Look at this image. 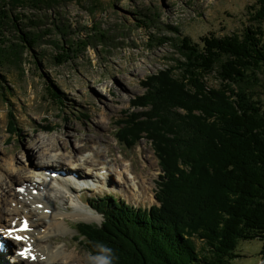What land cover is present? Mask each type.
<instances>
[{"label":"trees","instance_id":"16d2710c","mask_svg":"<svg viewBox=\"0 0 264 264\" xmlns=\"http://www.w3.org/2000/svg\"><path fill=\"white\" fill-rule=\"evenodd\" d=\"M63 1L73 2L0 0V71L53 34L62 51L54 58L58 65L87 49V41L69 39L72 26L59 13ZM77 1L101 8L98 0ZM249 9L254 24L242 35L205 37L203 45L180 39L175 65L133 104L147 111L145 120L118 123V143L153 141L162 170L157 204L134 208L113 195L104 205L91 204L102 224L77 226L90 254L108 246L115 264H234L241 257L239 244L255 240L264 253V105L250 86L264 67V0ZM53 12L51 28L27 31L46 27L45 16ZM143 17L142 28H149ZM12 32L18 43L8 38ZM211 76L215 87L208 86ZM4 82L0 73V90Z\"/></svg>","mask_w":264,"mask_h":264},{"label":"rangeland","instance_id":"374dc122","mask_svg":"<svg viewBox=\"0 0 264 264\" xmlns=\"http://www.w3.org/2000/svg\"><path fill=\"white\" fill-rule=\"evenodd\" d=\"M98 1L101 8L97 11L91 9L86 1L83 6L77 0L63 1L60 5L59 13L64 17V23L72 26L69 39L74 42L85 40L89 44L86 50L80 49L81 53L75 54L68 63H56L54 58L62 51L56 47L57 34H53L45 37L33 52L22 54L20 62L7 63L0 71L5 78L4 89L0 90V170L9 168L13 174L12 169L21 171L15 175L25 179V174L31 172L30 163L42 161L36 160L32 154H39L43 149L53 155H67L72 149L81 153L85 151V145H90L95 149L100 147L99 152L106 157L109 165L112 158L108 160L107 155L119 159V163L123 158L127 166L132 163V169L139 177H146L156 193L161 168L153 141L144 138L134 147H131L132 141L128 139L125 141L130 142L129 146L118 143L116 135H122L116 131L118 123L131 121L136 124L145 120L143 117L147 111L134 109L133 104L146 95L153 80L175 65L173 59L179 58L175 45L179 44L180 39L188 38L195 44L203 45L205 37L242 35L246 28L254 24L251 16L253 11L249 8L255 6L256 0ZM20 11L32 13L31 10ZM54 15L53 12L45 16L46 27L39 31H27L38 33L51 28L49 20ZM144 15L148 16L145 20L150 29L142 28ZM100 33L105 37L102 38ZM17 35L12 32L8 38L18 43ZM164 40L165 45L160 46V41ZM258 77L259 82L250 84L253 87L251 92L264 105V67ZM207 80L210 87L218 84L215 76ZM52 90L56 93L55 97ZM139 112L143 115H138ZM123 127L124 124L120 125V128ZM44 138L46 144L42 148L40 140ZM59 141L62 142L59 144ZM92 148L84 154H91ZM117 166L121 170V165ZM63 168L69 170L67 165ZM115 168L112 169L114 173ZM69 175L74 177L76 172ZM115 180L119 183L116 175L112 174L111 181ZM111 181L105 182L108 185L106 191L98 182L94 184H99V191L85 189L70 194L62 190L64 200L52 204L69 216L65 224L69 230L59 236V243L68 244L70 250L76 249L75 256L79 257V264H87L90 252L85 241L78 238V224L101 225L104 220L101 215V220L95 218L97 221L93 222L73 217L77 209H81L82 203L91 207L93 201L96 204L101 201L100 205H104V200L113 195L134 208L150 209L157 204L156 200L153 203L146 202V193L138 189L136 195L145 201L130 200L126 192L116 188V185L111 186ZM17 182L20 181L16 178L4 185L6 191L9 185L14 190ZM82 182L87 183L86 180ZM54 185L59 187L57 183ZM85 216L90 218L89 214ZM196 244L199 249L203 248L202 243ZM262 247L263 243L258 240L241 242L237 249L241 257L234 264H264ZM5 258L13 264L9 256Z\"/></svg>","mask_w":264,"mask_h":264},{"label":"bare ground","instance_id":"6f19581e","mask_svg":"<svg viewBox=\"0 0 264 264\" xmlns=\"http://www.w3.org/2000/svg\"><path fill=\"white\" fill-rule=\"evenodd\" d=\"M126 90L127 89L125 88V91ZM45 138L40 140L42 141V145L40 144L42 148L46 144ZM61 142L62 141H59V144ZM91 148L92 147L90 145L88 147L85 145L83 147V149H85L84 152L81 151V153H76V151L72 149L68 152L69 154L67 155L62 153L53 155L47 153V150L44 149L39 154L34 153V151V154H32L34 158H36V160L42 159V161H38V163H30L29 167L31 169V172L28 171L25 174V179L22 178L23 176L15 175L20 174L21 171L17 170L16 172V170L12 169L11 167L10 168L12 169V171H14V174L11 173V170L9 168L0 170V191L3 190V194H0V228L11 227L15 222L18 221V217L23 216L24 218H30L32 227H34L35 229L34 232L31 233V235L35 239L34 245L36 248V252H34V254L37 258V262L31 263L30 261H22L20 257L14 255L12 257V260L15 264H79V257L75 256L76 249L70 250L69 248H67L68 244L59 243V236L61 234H65L69 230V228L65 226L66 220L69 216L59 211L57 205L53 206L52 204L56 203L58 200H64L65 194L62 190H65L70 194L82 192L83 190H85L86 188L82 187L81 184L82 180H86L87 183H85V186H87L91 190L94 189V191H99V187L95 186L94 182H98L101 185L105 184L106 187L104 190L106 191L108 185L105 182H108V180L111 181L112 174H114L116 175V179L119 183H117L116 180L111 181V186H117L116 188H120L122 191L126 192L130 200L132 199L140 202L145 201L144 199L136 195V189H138L143 190L146 193V202H155L154 188L152 189V185L148 184L146 177L143 176L141 178L137 175V173L132 169V163L130 164V166H127L123 163V158L122 162L119 163V159L107 155L108 160L109 158H112V160H110V165L112 166L110 167V165L106 161V157H104V155L102 156L99 152L100 147L96 149L92 148L91 154H84ZM56 164H58V166H56ZM118 164L121 165V170H118V166H116L115 174L112 169L115 165ZM64 165H67L69 167V170L63 168ZM10 166L13 167L11 163ZM49 168H55V170L57 171H60L63 168L62 171H66V176H68L69 173L76 172L78 173L80 180H75L74 177L72 179H64L62 177L60 178V173L55 175L58 176L56 179L47 182L45 186H39L38 184H36L34 182L35 180H37V182L43 181L44 177L42 176L44 174L37 175L34 171L37 170L45 172L49 171ZM107 171L108 174L105 175ZM153 171L154 170H152V173L155 174ZM46 175L48 174L46 173ZM70 177H72V175L68 176V178ZM16 178L17 181L20 182H17V185L14 186V190L10 188L9 185L8 191H6L4 185L9 184ZM130 180H132L133 185ZM55 183H57L59 187H57V185H54ZM26 184H28V189L26 190V192L23 191L21 193H17L16 188H22ZM41 187L44 188L41 189ZM34 189H39L40 193L38 195L36 193H33ZM7 195L8 198H6ZM19 196H22L25 202H29L31 205H34L35 208L31 209L29 212L21 210L17 206L19 204H22V202L18 201ZM79 201L82 202L81 200ZM15 202L17 203V205L12 204ZM40 204L44 205L42 211ZM81 205V209H77V213L73 215V217H76L77 220L85 222L101 220L100 215L96 211H94L92 207L83 203ZM46 209H50L51 212H45ZM45 213H48V215ZM86 214H89L90 218L85 216ZM36 217H38V219L42 221V226L41 222L38 219H35ZM95 218H97V220ZM39 228L41 232L36 234ZM0 234H4V232ZM11 245L12 241H9L8 253L12 252ZM30 246L32 245L30 244ZM1 259L2 258H0V260ZM3 259L4 262L0 264H7L6 258Z\"/></svg>","mask_w":264,"mask_h":264},{"label":"clouds","instance_id":"9594fccd","mask_svg":"<svg viewBox=\"0 0 264 264\" xmlns=\"http://www.w3.org/2000/svg\"><path fill=\"white\" fill-rule=\"evenodd\" d=\"M116 260L117 257L113 249L106 246L96 249L95 254H89L87 264L88 262H94V264H115Z\"/></svg>","mask_w":264,"mask_h":264},{"label":"snow or ice","instance_id":"6c2138e0","mask_svg":"<svg viewBox=\"0 0 264 264\" xmlns=\"http://www.w3.org/2000/svg\"><path fill=\"white\" fill-rule=\"evenodd\" d=\"M27 230H28V224H27V221H25L24 224H23V227H21V228L19 229V231H27ZM12 231H13V230H9V236H12ZM14 239L20 241V240H23V239H25V238H24V237H21V236H15ZM30 252H31V249L28 248V249H25L24 251H22V252L20 253V255H21L22 257L29 258V254H30ZM31 258H32V259H35V257H31Z\"/></svg>","mask_w":264,"mask_h":264}]
</instances>
